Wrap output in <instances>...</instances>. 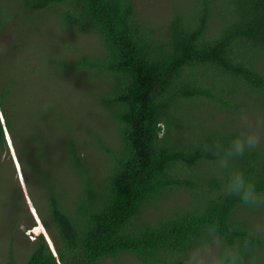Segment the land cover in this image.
Masks as SVG:
<instances>
[{"label":"trees","instance_id":"1","mask_svg":"<svg viewBox=\"0 0 264 264\" xmlns=\"http://www.w3.org/2000/svg\"><path fill=\"white\" fill-rule=\"evenodd\" d=\"M169 12L156 22L137 0H0V63L22 47V29L48 21L63 35L93 38L95 51L50 64L94 84L89 99L105 117L103 130L65 128L68 173L61 181L43 175L56 255L40 234L24 264H194V253L218 257L225 248L239 249L244 264H264V208L223 190L240 170L264 192V138L222 174L215 151L251 132L243 117L264 118V0H177ZM13 28L18 48L4 43ZM11 89L1 74L4 119ZM6 129L0 117V162L9 154ZM84 151L104 170L95 173ZM5 264H15L11 253Z\"/></svg>","mask_w":264,"mask_h":264},{"label":"rangeland","instance_id":"2","mask_svg":"<svg viewBox=\"0 0 264 264\" xmlns=\"http://www.w3.org/2000/svg\"><path fill=\"white\" fill-rule=\"evenodd\" d=\"M176 1L137 0V5L147 17L159 22L172 11ZM16 29L5 33L4 43L18 48L14 37ZM21 34L22 47L18 51H8L0 63V75L12 83L11 98L7 100L4 111L10 128V133L6 129L5 138H9L12 148L8 142L9 154L5 152L0 162V264H5L9 253L15 264H24L32 243L40 234H45L53 245L52 229L45 214L44 197L48 188L43 175L48 173L50 179L61 181L68 173L61 165L67 126H74L77 132L92 125L103 130L98 124L105 120L102 110L89 99L95 85L91 86L82 74L50 64L52 59L71 62L73 52L95 51L97 44L93 38L78 34L63 35L49 21L41 25L37 32L22 29ZM58 115L65 119L61 126L57 125ZM0 117L1 121H5L2 113ZM242 122L252 133L264 138V118L260 115L243 117ZM107 135L112 138V134ZM87 152L83 153L90 155L91 169L95 173L103 171V161L94 152L93 156ZM176 196L184 198L183 193ZM172 200L174 203V198ZM153 212L149 213L150 219L155 216ZM260 226L264 230L263 221ZM192 257L194 264H213L216 252L210 249L205 255L204 252H196ZM262 257L264 260V252ZM101 264L138 262L127 257Z\"/></svg>","mask_w":264,"mask_h":264},{"label":"clouds","instance_id":"3","mask_svg":"<svg viewBox=\"0 0 264 264\" xmlns=\"http://www.w3.org/2000/svg\"><path fill=\"white\" fill-rule=\"evenodd\" d=\"M7 139V144L9 142V146L12 148L9 138ZM259 143V136L252 132L239 133L226 146L217 143L215 151L218 173L222 174L228 170L232 161L243 158L247 152L258 148ZM223 190L226 195L236 198L245 207L264 208V192L259 191L256 185L240 170H232L228 174L223 182ZM213 264H244V258L239 249L225 248L221 255L214 257Z\"/></svg>","mask_w":264,"mask_h":264},{"label":"water","instance_id":"4","mask_svg":"<svg viewBox=\"0 0 264 264\" xmlns=\"http://www.w3.org/2000/svg\"><path fill=\"white\" fill-rule=\"evenodd\" d=\"M52 249H53V251H54V253H55V255H56V252H55V250H54V247H53V245H52Z\"/></svg>","mask_w":264,"mask_h":264}]
</instances>
